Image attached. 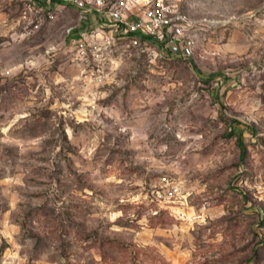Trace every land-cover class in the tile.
<instances>
[{
	"label": "rangeland",
	"instance_id": "374dc122",
	"mask_svg": "<svg viewBox=\"0 0 264 264\" xmlns=\"http://www.w3.org/2000/svg\"><path fill=\"white\" fill-rule=\"evenodd\" d=\"M165 1L211 22L194 58L130 48L57 100L0 81V264H264V0Z\"/></svg>",
	"mask_w": 264,
	"mask_h": 264
},
{
	"label": "built area",
	"instance_id": "2783aa9c",
	"mask_svg": "<svg viewBox=\"0 0 264 264\" xmlns=\"http://www.w3.org/2000/svg\"><path fill=\"white\" fill-rule=\"evenodd\" d=\"M66 8L77 11L80 23L89 21V14L94 13L99 20L95 34L112 33L103 41L86 34L74 39V59L84 66L94 65L98 70L109 58L107 52L117 41L116 36L124 39L125 48H136L147 58L169 53L194 58L201 34L211 23L207 19H193L165 0H22L19 27L12 40L20 42L33 37ZM73 29L69 26L67 32Z\"/></svg>",
	"mask_w": 264,
	"mask_h": 264
},
{
	"label": "crops",
	"instance_id": "0c3cea01",
	"mask_svg": "<svg viewBox=\"0 0 264 264\" xmlns=\"http://www.w3.org/2000/svg\"><path fill=\"white\" fill-rule=\"evenodd\" d=\"M22 0H0V81L2 84H16L23 89L25 97L59 99L60 89L66 86L67 93L76 90L77 83L84 85V94L89 95L99 85L113 81L112 73L122 59L125 41L116 36V42L107 55L109 58L101 70L94 65L84 66L74 59L76 48L74 39L82 35L99 41L109 39L112 33L98 32L99 20L90 13L89 21L78 24V27L53 43L48 36L57 31L58 23L71 17L69 11L60 13L53 21L47 23L37 34L21 44H12L14 32L18 29L19 9ZM74 10V9H73ZM75 11V10H74ZM75 12L73 15L76 17ZM64 16H63V15ZM62 15V16H60ZM72 15V16H73ZM60 16V20L58 17ZM58 20V21H57ZM68 28V27H67ZM116 51L118 53H116ZM46 53V54H45ZM79 88V87H78Z\"/></svg>",
	"mask_w": 264,
	"mask_h": 264
},
{
	"label": "trees",
	"instance_id": "16d2710c",
	"mask_svg": "<svg viewBox=\"0 0 264 264\" xmlns=\"http://www.w3.org/2000/svg\"><path fill=\"white\" fill-rule=\"evenodd\" d=\"M237 139H238V143L241 147V156H242V158H244L245 146H244L243 139H242V133L237 134Z\"/></svg>",
	"mask_w": 264,
	"mask_h": 264
}]
</instances>
